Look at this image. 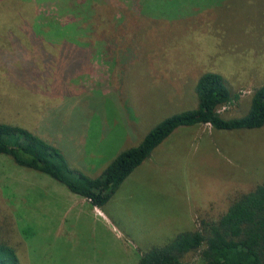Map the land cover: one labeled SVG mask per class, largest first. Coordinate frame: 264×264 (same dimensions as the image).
Instances as JSON below:
<instances>
[{
    "label": "rangeland",
    "instance_id": "1",
    "mask_svg": "<svg viewBox=\"0 0 264 264\" xmlns=\"http://www.w3.org/2000/svg\"><path fill=\"white\" fill-rule=\"evenodd\" d=\"M206 71L238 96L219 112L247 113L264 84V0H0V122L46 138L76 172L99 175L196 107ZM126 178L99 207L107 225L89 203H68L62 183L0 155V235L21 264H118L164 245L264 183V125L178 127ZM181 261L200 264L196 252Z\"/></svg>",
    "mask_w": 264,
    "mask_h": 264
},
{
    "label": "trees",
    "instance_id": "2",
    "mask_svg": "<svg viewBox=\"0 0 264 264\" xmlns=\"http://www.w3.org/2000/svg\"><path fill=\"white\" fill-rule=\"evenodd\" d=\"M195 91L196 107L160 120L137 144L119 151L97 176L76 172L53 143L23 126L6 122H0V155L53 178L101 207L178 127L209 124L212 129L234 130L264 125V84L253 90L249 109L241 116L225 117L219 112L221 106L238 98L220 74L202 73ZM15 243L0 235V264H21ZM191 252L198 253L200 264H264V183L241 193L216 221L201 219L198 228L180 232L164 245L143 252L137 264H182V258Z\"/></svg>",
    "mask_w": 264,
    "mask_h": 264
},
{
    "label": "crops",
    "instance_id": "3",
    "mask_svg": "<svg viewBox=\"0 0 264 264\" xmlns=\"http://www.w3.org/2000/svg\"><path fill=\"white\" fill-rule=\"evenodd\" d=\"M174 132V131H173ZM172 132V133H173ZM165 139H167V138H165ZM164 139V140H165ZM164 140L157 146V147H159V146H161L162 145V143L164 142ZM157 147H155V149H157ZM154 149V150H155ZM153 150V151H154ZM152 151V152H153ZM152 152H151V154H152ZM150 154V155H151ZM126 183H129L128 182V180H127V178H125L122 182H121V184L119 185V187L116 189V191L114 192V193H117V194H122V193H125L123 190H122V188H123V186H125L126 185ZM134 183H138V182H134ZM62 187V186H61ZM135 187V185L134 184H129V188H134ZM63 188V187H62ZM65 190V192H66V194L67 195H69V193L67 192V190L66 189H64ZM63 190V191H64ZM131 191V193L133 194L134 192H136V191H134V190H130ZM113 193V194H114ZM139 193V192H138ZM57 195V194H56ZM67 195L65 196V198L67 197ZM74 196V197H73ZM71 197H72V199L68 202V203H70V204H73V206L77 203V202H81V203H89L90 205H92L93 206V208H92V211L96 214V215H98V216H101L104 220H105V222H106V224L107 225H110L109 224V218L107 217V215L99 208V207H97V206H95V205H93V204H91V202L89 201V199H87V198H85V197H81V196H79V195H77V194H75V193H72V195H71ZM111 200H110V198L108 199V201L107 202H110ZM106 202V203H107ZM104 205V204H103ZM53 215H55V213H53L52 214V216ZM60 215H61V212H60ZM111 228H112V230L114 231V229H115V227L113 226H111ZM177 228H178V226H177ZM173 230V228L171 229V230H169V231H172ZM162 234L161 235H163V234H165V231H164V227L162 226ZM161 246V245H160ZM152 247H155V244H152V242L150 243V244H148V245H146V247L145 248H141V249H139L138 251H134V250H132V249H129V251L125 254V257H122V258H120L121 259V261H119V263L118 264H137L138 263V260L140 259V257H141V255H142V253L143 252H145V251H147V250H149V249H151ZM47 250H48V248L46 247L45 248V250H44V254H46V252H47ZM45 258H46V255H45ZM44 264H45V262H44ZM51 264H63V263H58V260H54V261H52V263Z\"/></svg>",
    "mask_w": 264,
    "mask_h": 264
}]
</instances>
